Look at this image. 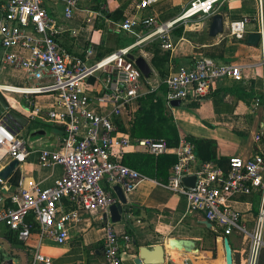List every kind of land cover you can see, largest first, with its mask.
I'll use <instances>...</instances> for the list:
<instances>
[{"label":"built area","instance_id":"1","mask_svg":"<svg viewBox=\"0 0 264 264\" xmlns=\"http://www.w3.org/2000/svg\"><path fill=\"white\" fill-rule=\"evenodd\" d=\"M62 1L64 18L71 20L82 0ZM225 1L191 0L177 18L160 23L155 16L142 14L159 0H140L137 14L124 20L119 29L132 34L145 30V35L90 64L94 49H87L83 56H71L63 48L56 23L44 6L45 0H0V75L4 67H10L25 72L31 84H0V93L7 102L14 101L18 106L20 101L9 94L21 95L27 106L22 108L23 112L64 133L59 149L40 151L42 166L63 169V176L53 186L43 188L22 171L17 185L0 177V224L13 230L20 243L27 245L33 230L38 229L40 241L48 239L63 245L69 240L70 229L79 220L80 212L106 214L118 203L115 186H120L128 197L142 183L151 182L182 195L188 214H202L223 240L233 234L245 235L248 245L242 264H260L264 251V121L261 131L254 136L257 152L248 157H231L227 170L216 162L197 165L195 147L184 136L172 146L165 139L135 138L121 133L120 122L125 116L134 117L139 99L146 95L142 87L144 76L129 58L132 52L157 40L161 41L162 50H173L171 33L177 26L211 17ZM255 1V16L231 21L228 32L231 37L244 40L252 19L257 23L263 93L262 98L254 99L253 105L255 111L262 110L264 114V0ZM72 35L76 36L77 31L73 30ZM92 78L102 84L101 92L91 90ZM223 79L242 82L243 66L217 64L212 58L200 57L191 66H183L167 77L166 103L168 107H172L173 101L201 103L214 84ZM38 96L52 97L53 108L44 111L36 107L33 97ZM132 151L156 159L175 156L177 162L168 183L161 184L124 164ZM31 154L30 144L19 133L9 130L5 119L0 118V168L15 160L19 163L17 170H21ZM192 176L196 177L195 187H186L183 179ZM249 196L260 199L251 231L246 228L242 213L231 205L235 199ZM64 200L73 206L71 211L64 210ZM30 217L33 221L28 222ZM122 241L127 245L132 242L128 235H121L113 224L107 223L103 245L106 264H135L125 258ZM29 259V264H55L40 250ZM182 262L194 264L189 259Z\"/></svg>","mask_w":264,"mask_h":264},{"label":"crops","instance_id":"2","mask_svg":"<svg viewBox=\"0 0 264 264\" xmlns=\"http://www.w3.org/2000/svg\"><path fill=\"white\" fill-rule=\"evenodd\" d=\"M139 1L82 0L71 20L64 18L62 0H45L44 6L51 19L56 23L61 45L71 56H83L87 49H94L95 56L90 58L88 62L91 64L95 59L127 47L135 39H138V36L145 35V30L132 34L119 29V25L124 20L133 18L137 14ZM190 1L159 0L156 5L142 14L144 16H155L160 23H165L177 18ZM253 1L255 3L253 14L246 12L248 11L245 6V2H248L246 0H226L224 2L222 7L214 14L222 15L225 22L224 33L218 37H211L209 34L211 18L214 16L212 15L205 20L194 19V21L177 26L171 33L173 50H162L161 41L157 40L150 44H144L132 52L136 59L139 57L144 58L152 70L151 76L147 79L144 77L142 80L143 92L146 95L157 92L160 90L161 85L165 84V80L160 77L152 64L156 50H160L161 55L169 54V75L183 66H191L200 57L212 58L217 64L243 66L242 82L230 79L217 81L207 97L200 103L199 108L195 109L193 113L173 108V106L168 107L172 116L169 112L168 114L174 118L173 123L179 132V138L185 133L197 138L216 141L218 144V157L225 160L235 156L248 157L254 155L258 148V144L254 142V136L261 131V125L264 121L262 110H254L253 99H241L250 87H253L257 95L263 93L262 70L260 67L261 52L259 47L251 46L247 42L248 35L256 33L257 23L255 19H252V22L248 25L246 42L245 39L238 40L231 37L228 32L231 21L240 20L245 16L252 18L255 16L257 6L256 1ZM73 30L77 31L76 36L72 35ZM129 39L133 40L126 43ZM22 73L25 75V72ZM89 82L91 90L95 93L101 92L102 84L99 81L92 78ZM35 99L38 107L42 106L43 108H40L44 111H48L54 106L52 97L38 96ZM22 100L19 106L14 105L15 103H8L12 105V109L16 112L30 119L32 117L23 112V107H20L21 105L27 107L25 99ZM139 107L138 101L134 117L125 116L120 122L122 134L133 135V124ZM39 120L44 124H48L41 119ZM52 129V136L49 139L44 138L47 133L43 130H37L32 134L34 137L38 136L39 138L30 142L32 154L19 170L20 175L22 171L26 177L41 183L43 188L53 186L54 182L63 176V169L60 166L53 169L46 168L42 166L39 160L42 149H59L63 143V131L53 125ZM40 132H45V134L40 135ZM130 155L150 156L132 151L126 157ZM200 164L201 162L198 160L197 165ZM151 167L148 168L150 174L141 173L161 184H166L171 174V168L167 170L164 168L163 173L157 175L156 168ZM114 195L116 196L115 192ZM126 198L128 203L124 206V218L120 223H112L109 213H106L109 218L108 221H105V213L92 215L80 212L79 220L70 229L69 240L63 245H58L48 239L40 241L38 234L31 236L28 244L25 245V249L18 250L12 248L4 240L2 228H0V241L8 244L13 256L19 257L18 264H29V258L36 250L50 256L55 264H106L103 245L105 225L110 223L113 224L118 233L121 235L126 234L131 238L132 242L128 245L122 241L124 256L130 263L139 257L141 247L151 248L156 245H163L166 252V262L164 264H182L184 259L192 260L194 264H226L222 236L216 239L212 231L217 232L202 224L205 221L202 214H188L187 201L182 195L172 193L154 183L144 182L133 194ZM259 203L258 196L240 197L231 202L232 207L242 213V219L249 231L254 226ZM63 208L70 211L73 206L69 201L64 200ZM87 216H93L94 220L99 222L100 225L95 227L86 218ZM0 227H2V224H0ZM133 229L138 230V238L132 233ZM232 236L235 237V247L231 246L234 264H242L246 255L245 244L243 245V242L235 234ZM172 238L197 241L199 252L185 253L178 251L169 244ZM260 264H264V251Z\"/></svg>","mask_w":264,"mask_h":264},{"label":"trees","instance_id":"3","mask_svg":"<svg viewBox=\"0 0 264 264\" xmlns=\"http://www.w3.org/2000/svg\"><path fill=\"white\" fill-rule=\"evenodd\" d=\"M244 41L246 42V39ZM111 53L112 52H110V54ZM169 58V54L161 55L160 50H156L154 52L152 64L163 80H166L169 76ZM167 92V85L162 84L160 90H158L157 92H152L139 99L140 107L136 115L135 123L133 124V136L137 138L165 139L169 143V145L172 146L178 144L179 132L173 123L174 118L170 117L168 114L169 108L166 104ZM255 98H262V94L257 95L253 87H250L249 91L245 92L243 94V98L241 99H253L254 101ZM199 105L200 103L198 102L190 101L183 103L181 107H183L186 111L193 113L195 109L199 108ZM183 136L195 147L198 155V160H200L201 164L207 162H216L225 170H227L230 158L228 160H225L218 157V144L216 141L197 138L185 133ZM176 162L177 158L170 155L163 156L158 159L152 156L142 157V155H130L125 157L124 159V164L146 174H150L148 168L154 166V168H156L157 175L163 173L164 168L166 170L171 168L172 170V167ZM19 179L20 171L18 170L11 176L10 183L13 185H17ZM30 221H33L32 217L28 219V222ZM212 233L213 235H215L216 239H219L221 237V235L218 233H214L213 231ZM38 234V230L34 229L32 235ZM2 237L9 245H11L12 248L18 250L25 249V245L18 241L17 234L6 226L2 231Z\"/></svg>","mask_w":264,"mask_h":264},{"label":"water","instance_id":"4","mask_svg":"<svg viewBox=\"0 0 264 264\" xmlns=\"http://www.w3.org/2000/svg\"><path fill=\"white\" fill-rule=\"evenodd\" d=\"M211 25L209 28V34L211 37H218L225 30V22L222 15H214L211 18ZM260 36L257 33L248 35L247 42L249 45L258 47ZM129 58L134 60L138 68L141 70L143 76L147 79L151 75V68L144 58H135L130 55ZM172 106L174 108L181 107V101H173ZM0 118L5 119L8 129L14 134L20 133V129L29 124V120L12 109L9 103L6 101L5 97L0 93ZM40 135L45 134V132H40ZM18 161H11L8 165L0 170V177L4 180H9L11 176L18 169ZM183 183L186 187L193 188L196 184V177H185ZM114 192L119 200L118 204L112 205L109 208L110 220L114 224L120 223L124 218V206L127 205L128 200L120 186L114 187ZM108 214L105 215V221H108ZM202 224L206 225L208 229H214L212 223L208 221H203ZM215 230V229H214ZM172 247H175L178 251L185 253H198L199 246L198 242L192 239H176L172 238L169 241ZM224 249L226 255V264H234L233 250L230 245L229 239H224ZM135 264H164L166 262V252L163 245H156L151 248L141 247L139 249V257L135 259ZM12 263V262H11Z\"/></svg>","mask_w":264,"mask_h":264},{"label":"rangeland","instance_id":"5","mask_svg":"<svg viewBox=\"0 0 264 264\" xmlns=\"http://www.w3.org/2000/svg\"><path fill=\"white\" fill-rule=\"evenodd\" d=\"M248 1L247 3L245 2V6L246 9L248 11V13L253 14L255 12V3L253 0H246ZM197 20V19H196ZM133 39H129L126 41V43H129L130 41H132ZM0 84H10V85H14V86H19V87H25V86H29L31 85L28 77L25 73V75L22 73V71H17L14 70L10 67H4L2 69L1 75H0ZM11 97L18 99L19 101H21L23 99V97L21 95H15V94H9ZM33 100L35 102V106L38 107V103L36 102L35 97H33ZM24 101V100H22ZM10 103L14 104V101H9ZM167 104V103H166ZM16 106H18L16 103L14 104ZM23 109H26V107L23 105L22 106ZM41 108H43L42 106H40ZM39 107V108H40ZM174 108V107H173ZM179 110L182 111H186L183 107H177ZM169 114L172 116V113L169 109ZM29 120V124L23 128L20 129V133L19 136L21 138H23L28 144H30V142L36 140L37 138H39L38 136H33L32 134L37 131V130H43L47 133V135L44 137L45 139H49L52 136V125L49 124H44V122L40 121L37 117H32ZM34 148V147H33ZM86 218H88L89 222L91 221L92 224H94L95 227H97V225H100L99 222H97L96 220H94L93 216H87ZM4 225H2V231L4 229ZM146 230V229H144ZM134 235L137 236V238L139 237L138 235V230H134L132 232ZM236 237H238V239L243 242V245L245 244V248L247 249V245H248V241L245 238V235H238L235 234ZM229 241L231 243L232 247H235V237L234 236H229ZM14 261V264H18L19 263V257H15L12 255L8 244L6 243H2L0 241V264H11V262Z\"/></svg>","mask_w":264,"mask_h":264},{"label":"bare ground","instance_id":"6","mask_svg":"<svg viewBox=\"0 0 264 264\" xmlns=\"http://www.w3.org/2000/svg\"><path fill=\"white\" fill-rule=\"evenodd\" d=\"M148 38H143L144 41H146Z\"/></svg>","mask_w":264,"mask_h":264}]
</instances>
